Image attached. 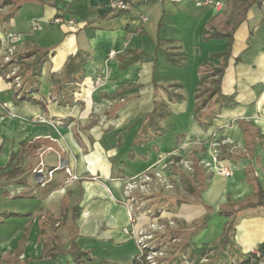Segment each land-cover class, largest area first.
Returning <instances> with one entry per match:
<instances>
[{
    "label": "crops",
    "instance_id": "crops-1",
    "mask_svg": "<svg viewBox=\"0 0 264 264\" xmlns=\"http://www.w3.org/2000/svg\"><path fill=\"white\" fill-rule=\"evenodd\" d=\"M113 1L25 0L0 27V264H74L83 252V264H99L101 259L133 264L139 247L126 229L147 227L148 221L137 212L138 199L131 202L127 197L126 183L157 169L162 154L172 153L179 159L185 142L194 164L209 175L201 197L214 209L193 244L215 243L227 220L217 213L219 207L229 199L243 202L251 197L248 168L264 188V1L253 4L233 31L221 90L233 95L236 103L223 107L208 128L200 125L193 112L199 68L218 64L211 44L220 52L228 39H205L204 31L226 33L232 1L217 0L220 7H199L195 0H122L129 5L124 11L113 10ZM9 9L0 4L2 13ZM60 13L75 22H52ZM36 18L44 25L31 31ZM9 31L24 36L17 54L26 43L50 51L36 88L21 76L23 86L14 84L18 63L5 62L2 42ZM159 39L172 40L169 45L186 53V60L195 63L192 71L185 72L184 67V75L170 74L167 43L157 48ZM128 49L141 52V58L121 69L118 54ZM79 50L87 54V64L76 81L62 84L57 79ZM156 85L161 98L169 100L168 91H175L184 100H169L172 115L163 120L166 134L137 145L135 136L153 108ZM24 91L43 104L21 100ZM39 116L47 121H39ZM179 134L180 142L176 141ZM211 141L224 142L218 160L231 170V176L207 173L198 164L214 162ZM41 162L47 169L65 163L79 178L68 181L61 168L43 185L35 172ZM8 170L10 176L5 174ZM165 201L177 207V222L184 226L207 213L202 204L178 205L168 197ZM130 207L137 214L134 224ZM179 226L162 233L164 240L173 238L179 248L166 264H184L180 252L184 230ZM234 240L243 254L264 243V206L237 213ZM199 264H208L207 258Z\"/></svg>",
    "mask_w": 264,
    "mask_h": 264
},
{
    "label": "trees",
    "instance_id": "trees-1",
    "mask_svg": "<svg viewBox=\"0 0 264 264\" xmlns=\"http://www.w3.org/2000/svg\"><path fill=\"white\" fill-rule=\"evenodd\" d=\"M24 1L25 0H0V4L2 6H10V9L7 12L0 13V27L3 23L9 21L16 15V12ZM230 1H232V6L230 13L227 15L225 20L226 33H223L221 30H214L213 32H209L207 30L204 31L205 39H228L224 50L217 52L216 54L214 53L213 55L219 59V63H205L199 68L200 83L194 94L193 112L195 113V117L199 121L200 125L204 128H208L212 125L214 118L218 116L223 107H230L236 103L233 95H225L221 90L222 76L228 64V59L231 55L233 31L246 19L249 8L253 4L261 5L264 0ZM62 15L63 13H60L58 16ZM169 42H172V40L159 39L157 48L165 45L166 43L167 46H171L169 45ZM177 48L179 49V47ZM49 53L50 51L43 47H31L28 43H26L23 51L15 55L14 59H16L18 63V70L15 73L17 76L23 77L26 84L36 88L39 84V77L41 75L42 67L49 58ZM140 55L141 52L130 49L124 51L123 53H119V67L121 69L127 68L130 64L139 60L141 58ZM166 56L168 61L175 66L185 65L186 53L180 49L175 53L173 50L167 48ZM14 59L12 62H14ZM87 61V54L84 51L79 50L69 59L63 77L57 80H59L62 84L76 81L80 72L84 70ZM154 92L153 108L146 114L145 120L135 136L134 142L137 145L147 143L151 138H156L166 134L167 127L163 124V120L172 115V111L168 103L169 100L178 102L184 100V95L175 91H168L169 100L161 98L158 93L157 85L155 86ZM22 95L23 96L21 97V100L43 104L41 99L34 98L31 93L24 91ZM245 130L247 129L245 128ZM180 137V134L177 135L176 141L180 142ZM227 156L234 159L233 155L230 153ZM131 157L134 158L133 153ZM10 166L11 165L9 164V167ZM5 174L10 176L11 171L8 170L5 172ZM208 177L209 175H206L204 171L198 167L197 164H195L193 176L180 172V181L176 183L177 193L176 195H169L168 197L169 201L174 198L176 204L178 205L187 202L202 204L207 211L205 217L194 221L188 227V230L183 232V246L181 245L182 247L180 248V252L182 253L181 259L186 257L193 264H199L203 258H207L208 264L259 263L261 259L258 258L252 251L247 254L241 253L236 247L234 240L237 213L244 208L264 206V188L260 180L257 178V176H255L250 168H248L246 171V177L249 183L253 186V193L251 197L243 202H235L232 199H229L228 203L221 205L217 211L219 215L227 218L219 239L215 243H203L201 246H197L192 243L193 237L206 227L210 216L214 212L213 207L205 204L201 197L203 190L207 186ZM182 186L184 193H181ZM258 249L264 254V243L259 245ZM84 254V252L82 255L79 254L74 264H83L80 262V259L81 257L85 256ZM136 263L137 259L134 260L133 264ZM99 264L112 263L101 259Z\"/></svg>",
    "mask_w": 264,
    "mask_h": 264
},
{
    "label": "rangeland",
    "instance_id": "rangeland-1",
    "mask_svg": "<svg viewBox=\"0 0 264 264\" xmlns=\"http://www.w3.org/2000/svg\"><path fill=\"white\" fill-rule=\"evenodd\" d=\"M0 13L2 12L0 11ZM214 45V43L211 44V49L213 53L216 54L221 48L215 47ZM167 47L173 50L175 53L179 50L176 45ZM194 52L197 53V48H195ZM16 54L17 53H15V55ZM16 62V59H14V62L11 63L15 64ZM170 65H172L170 74L176 72L182 73L184 75L185 73L182 72L181 68L185 67V72L189 70L192 71L191 69H193L195 63L194 61H191L189 59V61H185V65L183 66H175L171 63ZM175 69H178V71H176ZM17 70L18 68L14 71L13 76L17 75L15 74ZM217 142L218 141H211L210 143V151L212 155L211 159H214L216 156L215 149L217 148V146L215 145V143ZM185 144L187 145V142L184 143V146L181 149V154H176L180 156L179 159H175L174 156H171L172 153L162 154L163 158L159 162V167L157 169L155 168L154 170H149L146 174H137L128 181L137 183V188H135L133 191V196L135 197V199H138V205H136V207H138L137 212L144 215L148 221L147 229H149L150 235L148 241L153 246H155L156 249L162 252V255L159 256V261H161L162 264H166L167 260L172 258L174 251L178 249L177 247H175L176 242H173V238L167 237L166 240H164L162 238V233L164 231H171L173 229L172 227H178V225H180L179 229L184 231H187L189 227V225L184 226L183 224H178L177 221L179 215L177 212H175V209L177 207L174 206L173 208H171L172 205L165 201L167 197H169V195H176V183L180 181V172H183L186 175H193L194 173V163L196 161L191 153H189L188 148L185 147ZM203 161L205 160L199 161L198 164L201 165V167L205 169L207 173H212L211 170H208L207 167L204 166ZM190 166L193 168V170L189 168ZM142 184L144 185L143 188L140 187V185ZM182 188L181 193H184V190ZM157 199L160 200L159 205L156 204ZM182 261L184 262V264H191L188 263L186 257H184ZM202 262L207 263L206 260H203Z\"/></svg>",
    "mask_w": 264,
    "mask_h": 264
},
{
    "label": "built area",
    "instance_id": "built-area-1",
    "mask_svg": "<svg viewBox=\"0 0 264 264\" xmlns=\"http://www.w3.org/2000/svg\"><path fill=\"white\" fill-rule=\"evenodd\" d=\"M195 4L199 7H204V6H215V7H220L221 6V1L217 0H195ZM129 7V5L122 1V0H115L111 3V8L113 10H126ZM76 19H67L63 16H55L52 19V22L56 24H72L75 22ZM44 21L41 19H33L31 21L30 29L31 31H36L39 30L43 27ZM23 39V34L20 32H7L5 33L3 37V44L6 46V52H5V62H11L13 61V57L16 53V47L17 44L20 43ZM113 55V52L111 53ZM16 74V73H15ZM15 86L17 88H20L22 86V80L19 76L15 77ZM38 120L41 122H46V118L44 116H39ZM224 144L221 142L215 143L217 146L215 153L216 156L214 158V162L211 164L209 161H203L204 166L207 167L208 170H211L212 172H217L223 176H231V170L223 165L218 159H219V147ZM65 169L67 174L69 175V180H76L78 179V175L74 174L70 167L66 165L65 163H61L60 165L52 168V169H47L45 165L41 162V164L36 168L35 172L39 175L38 176V181L41 184H45L49 179L52 178L54 172L57 169ZM190 169L193 170V168L190 166ZM141 188L144 187V185H140ZM137 188V183L130 181L126 184L125 191L126 195L129 198V200L132 202L135 200L133 196V191L134 189ZM130 220L131 224L136 223L137 221V214H135L134 210L132 207H130ZM127 232L131 233L137 241L139 251L136 256L137 263L136 264H162L161 261H159V256L162 255V252L158 249L155 248L149 241V229L147 227H143L141 229H135L133 227H129L126 229ZM252 252L256 254L258 258L261 259V261L257 264H264V254L258 249H253Z\"/></svg>",
    "mask_w": 264,
    "mask_h": 264
}]
</instances>
